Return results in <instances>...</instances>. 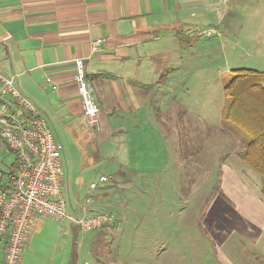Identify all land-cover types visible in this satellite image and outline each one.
<instances>
[{
	"label": "rangeland",
	"instance_id": "rangeland-1",
	"mask_svg": "<svg viewBox=\"0 0 264 264\" xmlns=\"http://www.w3.org/2000/svg\"><path fill=\"white\" fill-rule=\"evenodd\" d=\"M193 4L197 15L183 25V36L200 39L183 46L181 66L144 136L117 135L104 145L92 126L87 142L53 128L70 156L62 169L67 208L81 190L88 210L121 217L118 226L81 231L90 264H224L221 252L240 264L258 245L247 230L264 226L256 206L264 202V178L239 157L248 136L223 119V108L224 86L235 68L264 72V0ZM0 147L5 168L14 155ZM111 151L112 158L101 156ZM102 173L110 181L91 189ZM82 210L79 205L77 213ZM219 219L218 231L232 232L223 245L212 240Z\"/></svg>",
	"mask_w": 264,
	"mask_h": 264
},
{
	"label": "crops",
	"instance_id": "crops-1",
	"mask_svg": "<svg viewBox=\"0 0 264 264\" xmlns=\"http://www.w3.org/2000/svg\"><path fill=\"white\" fill-rule=\"evenodd\" d=\"M194 2L0 0V73L13 77L15 85L38 107L52 130H60L62 136L68 130L74 138L87 142L93 137L90 126L103 139L104 145L117 135L137 132L144 136L153 126V110L161 111L170 81L181 66L185 46L180 39L184 33L182 27L190 17L197 15L196 6L189 5ZM95 40L98 43L93 46ZM178 54L180 60H177ZM79 57L84 59L85 71L100 108L96 126L88 122L83 112L74 79L73 59ZM100 72L113 77L95 76ZM164 73L168 76L162 81ZM2 103L14 108L9 95L0 94ZM158 138L162 141L160 135ZM56 139L63 145L65 163L70 156L63 141ZM0 142L8 148L1 137ZM143 143L146 140L138 141L137 146ZM1 150L4 149L0 147ZM12 153V163L0 168L4 179L15 165ZM102 154L113 156L112 151L102 152L104 157ZM127 174L120 172L118 176L126 177ZM101 175H107L110 181L108 174ZM100 184L94 189L106 186ZM81 195V190L75 192L74 200H69L71 208L67 210L78 212L80 205L88 214L97 213L85 207ZM256 206L264 224V202ZM120 220L121 217H114L106 225L118 226ZM222 222L224 219H219L216 227L211 228L212 240L219 239V245L228 242L232 235L231 231L225 234L218 231L217 228L222 229ZM247 231L249 239L258 245L256 250L250 251L251 258L240 264H264V226ZM7 245L8 236L0 235V264ZM88 250V237L81 236L75 222L37 215L18 264H90L86 259ZM221 258L224 264H234L223 252ZM252 258H257V262Z\"/></svg>",
	"mask_w": 264,
	"mask_h": 264
},
{
	"label": "built area",
	"instance_id": "built-area-1",
	"mask_svg": "<svg viewBox=\"0 0 264 264\" xmlns=\"http://www.w3.org/2000/svg\"><path fill=\"white\" fill-rule=\"evenodd\" d=\"M98 41H93V46ZM74 79L83 112L96 126L100 108L88 79L84 59H73ZM0 94L9 95L14 104H0V137L15 154V165L7 174L8 186L0 189V235L8 236L2 264H18L37 215L75 222L84 233L99 229L114 218L107 213L69 212L62 192L63 145L53 133L45 116L16 85L13 77L0 73ZM1 174V173H0ZM109 181L101 175L90 187Z\"/></svg>",
	"mask_w": 264,
	"mask_h": 264
},
{
	"label": "trees",
	"instance_id": "trees-1",
	"mask_svg": "<svg viewBox=\"0 0 264 264\" xmlns=\"http://www.w3.org/2000/svg\"><path fill=\"white\" fill-rule=\"evenodd\" d=\"M199 36H183L180 39L185 45L191 46L200 39ZM95 76L113 77L103 72ZM167 76L162 74L161 80ZM224 90L226 103L223 119L248 136L245 148L238 155L264 178V72L252 68H235ZM2 176L0 189L8 186L7 177L4 179Z\"/></svg>",
	"mask_w": 264,
	"mask_h": 264
}]
</instances>
